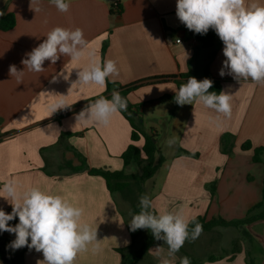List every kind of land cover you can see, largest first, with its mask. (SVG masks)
Listing matches in <instances>:
<instances>
[{
    "label": "crops",
    "instance_id": "1",
    "mask_svg": "<svg viewBox=\"0 0 264 264\" xmlns=\"http://www.w3.org/2000/svg\"><path fill=\"white\" fill-rule=\"evenodd\" d=\"M66 2L70 9L62 13L49 0H34L32 5L31 0H0V21L8 15L15 18L13 29L0 30V187L11 179L16 181L19 192L39 187L48 194L63 196L84 210L83 223L97 229L98 241L79 253L75 264H123L117 250L129 247L132 239L119 196L108 190L102 177L88 171L73 173L65 164L80 166L78 153L91 169L121 171L125 168L123 154L132 144L141 149L144 139L133 143V126L123 111L115 114L107 126L77 121L80 111L60 115L105 96L110 82L113 88L106 98L111 99L112 92L118 91L127 101V108L132 106L138 111L140 117H136L141 118L143 112L155 107L161 111L174 108L172 127L179 144L170 155H163L165 163L158 171L164 172L163 177L158 182L153 177L144 186L145 191L158 188L151 199L152 210L156 214L177 210L189 220H244L263 198L264 164L255 163L253 150L243 151L242 145L250 142L253 149L264 147V84L237 81L228 74L221 77L223 42L200 49L191 31L176 16L177 0ZM257 2L264 4V0ZM116 3L123 11L111 15ZM57 26L82 29L87 51L93 56L86 52L80 61L68 56H61L55 64L45 61V70L39 73L24 69L21 60L25 53L42 43ZM92 59L117 63L119 75L107 78L106 88L74 84L77 72ZM10 65L24 70L22 81L9 74ZM209 76L231 94L230 117L198 103L179 106L171 101L174 105L166 106L171 102L164 98L175 96L174 91L189 77L203 80ZM163 78L169 79L158 81ZM133 85L138 88L124 94ZM60 99L66 107L51 115L50 105ZM224 134L235 136L230 156L221 152ZM181 150L198 153L199 157L182 155ZM213 182H217L214 197L209 188ZM0 209L12 211L4 197H0ZM224 228L236 234L229 236L227 230V251L197 261L187 255L190 264H264V220ZM11 234L0 232L2 247L8 251L5 254L0 246L3 259L8 258L5 264L9 256L14 264L43 260V254L35 249L12 250L9 245L15 234L14 239ZM215 246L224 247L218 243ZM156 247L150 249L153 257L157 256ZM161 248L159 257L172 259L173 264L186 255L180 249L173 259L167 256L168 246ZM210 257L216 261H209Z\"/></svg>",
    "mask_w": 264,
    "mask_h": 264
},
{
    "label": "clouds",
    "instance_id": "2",
    "mask_svg": "<svg viewBox=\"0 0 264 264\" xmlns=\"http://www.w3.org/2000/svg\"><path fill=\"white\" fill-rule=\"evenodd\" d=\"M33 2L31 0V5ZM49 2L62 13L70 9V3L66 0ZM34 10L37 12L39 8ZM176 16L194 33L207 34L209 29L216 32L224 45L225 60L219 72L221 77L228 74L237 81L250 80L264 84V4L257 0H177ZM87 49L88 42L82 29L57 26L48 32L42 43L25 53L21 63L24 69L39 73L45 70V61L55 64L61 56L80 61L87 52L92 57L93 53ZM9 74L15 76L17 81H22L24 70L10 65ZM117 75L119 70L116 61L107 59L100 63L92 59L77 72L78 80L74 84H94L106 88L107 78ZM64 79L68 77L64 76ZM212 87L211 79L197 80L189 77L174 91L175 103L179 106L202 104L224 117H230L231 94L224 90L219 94L210 92ZM65 107L64 100L60 99L50 105L49 111L52 115ZM126 110L127 101L114 90L111 99L101 96L86 105L76 120L107 126L115 114ZM174 142L169 140L168 143L172 145ZM0 197L6 198L12 206L11 213L0 209V232L15 234V239L9 245L12 250L27 247L41 252L43 260L37 264H75L78 254L86 251L89 244L98 241L97 229L93 230L90 225L82 222L84 210L61 195L48 194L39 187L19 192L16 181L10 179L0 187ZM138 207V213H130V230H150L155 240L163 241L168 246L167 256L170 258L176 257L187 240H195L203 232V225L196 218L186 219L180 211L168 210L156 214L147 194L139 197ZM17 217L19 222L11 226L9 222ZM190 225L194 227L190 228ZM162 251L160 246L156 247L158 257ZM160 264H173V261L161 258ZM179 264H190V259L187 256L180 257Z\"/></svg>",
    "mask_w": 264,
    "mask_h": 264
},
{
    "label": "trees",
    "instance_id": "3",
    "mask_svg": "<svg viewBox=\"0 0 264 264\" xmlns=\"http://www.w3.org/2000/svg\"><path fill=\"white\" fill-rule=\"evenodd\" d=\"M122 11L123 10L121 7H117V8L112 7L111 15H120ZM14 26H15V18L12 15H8L0 21V30L2 31L11 30L14 28ZM191 37L199 44L200 49L215 47L216 43L221 41L218 35L216 34V32L212 29H209L207 34H203V35L191 31ZM168 79L169 78H163L158 81H166ZM209 79L213 81V87L209 89V91L210 92L215 91L217 92V94H219V92L222 91L221 84L218 81L213 80L211 76H209ZM112 88H113V84L108 82L107 92L103 97L106 98V95L112 91ZM136 88H138V86L133 85L131 86V88H128L124 94L128 93L130 89H136ZM164 99H168L175 103L174 96H166ZM94 101L82 103L79 106H75L74 108L66 110L60 115L65 116L73 113H78L86 105ZM123 114L126 116V118L131 122L133 126V133H132L133 143L139 142L142 138L144 139V146L141 149L138 148L136 145L132 144L123 154L122 160L124 162V167H125L123 170L111 172L103 169H91L88 166L85 159L82 158L78 153H76V155L79 156V158H81V165L78 167H74L72 163L66 162L65 166H67V168H69L73 173H81L88 171L90 175L102 177L106 181L108 190L112 194L120 193L122 197L125 198L131 204L132 214H136L140 210L138 207L139 197L143 194H147V192L144 189L145 183L153 179V177L156 175V173L165 163V157L163 156L160 148L157 145L156 137L144 133L141 130L142 124H140V118H139L140 114H138V111L134 110V107L129 106L126 111H123ZM135 114H138L139 117H136ZM136 118H138L139 120V125H137V123L135 122ZM234 145H235V136H233L232 134H224L222 136L220 141V146H221V152L223 154L228 156L232 155ZM242 150L243 151L253 150L254 162L264 164V160L262 158L264 155V147L253 149L252 144L250 142H247L242 145ZM181 154L193 158L199 157L198 153H191L185 150H181ZM131 166H135L139 168L141 170V174L128 175L126 173V170ZM216 185L217 182H213L209 185L213 197L215 196L216 193ZM196 220L197 222L203 225L202 233L212 231L217 227H238L244 224H251L256 221L264 220V187H263V200L260 203H258L255 206V208H253V210L249 212V214L244 220L226 221L222 218H219V219H213L207 221L206 217H199L196 218ZM18 222L19 220L17 217L16 219L10 221L9 224L11 226H15ZM191 227H194V225H190V228ZM129 232L131 235L132 244L125 249L117 250V252L122 256L123 264H142L144 263V261L147 262L148 259H151L148 258L147 256L150 254V249L152 247L157 246L159 244L163 246H167L166 244H164L163 241L155 240L150 230L138 229L135 232H133L130 230V226H129ZM144 234L145 237L143 239V243L140 246V248H137L138 241L140 238H142ZM9 258L11 259L12 256H9ZM0 259H2L3 264H5V262L8 260V258L3 259L1 253H0ZM209 261L213 262L216 260L214 257H210ZM191 264H196V263L192 262Z\"/></svg>",
    "mask_w": 264,
    "mask_h": 264
},
{
    "label": "rangeland",
    "instance_id": "4",
    "mask_svg": "<svg viewBox=\"0 0 264 264\" xmlns=\"http://www.w3.org/2000/svg\"><path fill=\"white\" fill-rule=\"evenodd\" d=\"M171 102V101H169ZM174 103H166V106L171 107ZM174 108L171 107L169 111H161L158 108H152L148 111L143 112V115H141L140 122H142V127L141 130L144 133H147L149 135H153L156 137L157 140V145L159 148L162 149V154L164 156H168L172 153L173 149L175 150V147L178 146L179 144V138L175 133L173 132V127H172V114L171 111H173ZM136 115V114H135ZM135 122L137 125H139V120L136 118ZM156 133L155 134H153ZM169 140H174L175 142L172 145H169ZM126 173L128 175L132 174H141V170L135 166H131L127 168ZM164 172L160 171L157 172L156 175L154 176V180L158 182V180L163 177ZM158 190L157 187H152L151 189H146L148 192V196L150 199L154 196L155 192ZM117 196L120 198V205L122 209L123 215L129 220H131V204L123 197H120V193H117ZM123 198V199H121ZM263 200V198H262ZM219 219V218H216ZM223 219V218H222ZM127 220V221H128ZM213 220V219H211ZM240 219L232 220V221H239ZM229 230V236L232 235L234 237L236 234L233 229L229 228H224V227H217L213 229L212 231L202 233L198 238L195 240H190L187 244H184V246L181 248V252L184 253L185 256L187 255H193L194 260H201L203 258H206L207 256H217V255H222L225 251H227V248L225 247V239H226V232ZM11 239H14V236L11 234ZM145 237V234L142 236V238L139 239L137 248H140V246L143 243V239ZM2 242L0 241V246L2 250H4V253L7 254L8 251H6L2 247ZM220 244L224 247H218L215 246V244ZM157 246L164 247L163 245L159 244ZM178 254V253H177ZM181 256L183 254L179 253ZM148 259L147 262L144 261L142 264H160V257H153L151 254L147 256Z\"/></svg>",
    "mask_w": 264,
    "mask_h": 264
},
{
    "label": "built area",
    "instance_id": "5",
    "mask_svg": "<svg viewBox=\"0 0 264 264\" xmlns=\"http://www.w3.org/2000/svg\"><path fill=\"white\" fill-rule=\"evenodd\" d=\"M113 7H115V8L120 7V4H119V3H116V4H114ZM178 42H179V41H178Z\"/></svg>",
    "mask_w": 264,
    "mask_h": 264
},
{
    "label": "water",
    "instance_id": "6",
    "mask_svg": "<svg viewBox=\"0 0 264 264\" xmlns=\"http://www.w3.org/2000/svg\"><path fill=\"white\" fill-rule=\"evenodd\" d=\"M6 264H14L12 260H9Z\"/></svg>",
    "mask_w": 264,
    "mask_h": 264
}]
</instances>
